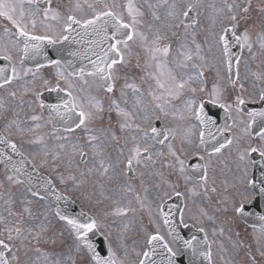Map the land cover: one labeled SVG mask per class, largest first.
Segmentation results:
<instances>
[{"label": "snow or ice", "instance_id": "1", "mask_svg": "<svg viewBox=\"0 0 264 264\" xmlns=\"http://www.w3.org/2000/svg\"><path fill=\"white\" fill-rule=\"evenodd\" d=\"M27 3L30 9L26 12L24 4ZM46 7L42 9L37 7L39 0H0V17L6 18L15 26V32H10L5 28L4 33L7 37L3 47H0V59L9 62L6 67H0V89H6L14 81H19L24 76L32 75L33 80L37 78V72L44 65L37 64L36 71L31 68H23L16 66L14 56L19 60L20 65H23L28 58L43 56L47 61V66L55 69L49 79L41 77L42 85L58 93H64L66 99L61 104L50 106L56 109V116L61 121H69V125L65 127L67 133H73L79 129L86 133L83 142L71 143L66 145L61 143L58 145L60 150L69 149L68 166L71 167L75 157L79 156L80 163L89 164L91 158L92 164L84 171H80L79 175L70 174L68 179L73 181L74 190L81 188L86 184L87 177L96 175L97 183L101 188L103 195L104 179L112 180L116 175L123 177L124 170L135 172L133 165L137 167L147 168L149 163L155 165L157 160H153L152 147L147 143L149 133L143 132L140 140L135 135L131 137L133 141L132 147L128 149V155L123 160H118L113 163L106 153L105 139L110 138L112 141L117 140L116 133L110 128L101 130L90 127L95 121L101 120L105 112L104 100L98 96L92 95L90 92L85 93V90L78 86L77 81L89 88L95 84L97 91H103L108 94V111H115L119 121V128L123 130H131L133 125L130 120L135 119V114L121 107L118 99H114L117 83L123 79V84L120 86V97L127 104V95L129 90L136 97L134 107L143 103L142 85L136 82V77L130 75L129 72H123V68L131 67V60L128 58L131 54L130 42L137 44L145 53L147 59L143 66L144 75L140 80L147 83L149 80L153 84H149L148 95L152 97L155 104V110L161 116L166 117L168 112L165 110V97H179L185 90L189 91L192 96L185 100L184 107L187 115L181 114L180 119L194 118L198 125L203 127L199 131V144H206V137L216 140V135L223 136L225 132L229 134L237 125V121L233 120L232 125L216 128V134L209 130V126H215V121L205 112V101L198 99L196 94L206 91L204 87H192V83L204 84L203 69L208 67L206 56L203 54L201 43L197 42L196 30L199 27V21L193 20L191 27L193 29L191 36L188 35V25L184 21L196 9L197 3L194 0H189L186 6L176 2V0H163L159 4H148L149 9L164 8V14L160 15L157 11H152L151 21H145V13L141 10L134 0H127L124 5L116 2V0H75L71 4L67 12L62 13L59 9L52 7V0H45ZM123 8L124 11H121ZM87 9V11H85ZM179 9V11H178ZM253 7L252 0H243L237 3L236 0H222V6L214 8L217 19L212 21V29L205 33L204 43L208 45V50L213 48L218 50L216 57V79L208 90V98L213 105H219L224 109L226 114L231 118L232 114H240L243 112L242 106L246 104L243 94L247 91L244 83L240 79L241 57L234 55L232 52V42L229 39V34L236 45L241 49H247L250 59L257 58V52L254 48L257 46L260 49V54L264 55V24L260 33L257 34V39L254 41L252 33L248 27L240 29L241 21L245 24L252 18ZM126 12V16H125ZM259 17L264 22V0H260L258 7ZM183 17L184 19H181ZM27 18V22H26ZM43 27V33L37 34V20ZM51 22H56V27ZM29 23L31 28L29 29ZM217 24L219 26H217ZM185 28V39L179 42L176 49L175 58L172 61L174 68L168 67V58L172 52V45L168 43V33L176 36L177 32L173 29H179L181 26ZM239 32V35L237 34ZM59 46L56 48V56L58 58H50L49 54L44 51V45ZM79 45V47H76ZM191 45V46H189ZM65 53L67 56H65ZM77 61H80V66L77 67ZM83 61H87L84 64ZM247 65V62H245ZM264 63V62H262ZM189 66L196 69L195 76H189L187 79L182 74H177V70L181 73L188 69ZM135 68L140 69L139 59ZM10 69V72H9ZM149 69H153L149 71ZM223 73V74H222ZM257 80L264 81V70L258 71L255 74ZM88 78H91V82ZM232 89L239 87V91L235 92L234 99L226 97L227 88ZM24 93H32L36 102L41 100V93L34 88L24 87ZM8 97L15 98L17 92L9 90ZM259 100L264 102V89L259 90ZM44 107L42 103L39 104ZM5 111V104L0 103V115ZM250 120L248 122L240 121L243 124L242 128H237L239 136L233 135L232 138L225 137L224 143L210 145L212 151L209 156L220 154L222 149L232 146L234 143L237 146L238 167L240 168V177L237 183L232 185L236 189L235 194L228 200L220 203H228L231 207L217 209V211L228 212L233 215L244 217L248 211V205L264 200V174L259 180L248 178L246 157L250 152L260 151L259 148L242 146V141L250 138L253 134V124L257 117L264 118V111H252L248 113ZM144 121L150 124L149 115H142ZM41 117L38 115L31 116L32 121H38ZM159 120L160 116H155ZM16 124L13 120L6 125L11 135L12 125ZM39 127V124L36 125ZM17 127H19L17 125ZM137 131H142L140 124L135 125ZM23 131L22 129L20 130ZM151 139L160 145L167 143V155L171 157L167 167L170 170V175L175 174L177 181L171 182L165 178L161 172H151L150 176L160 178L162 185H168L174 195L180 196L182 193L178 190L179 181L182 179L185 184V189L190 196L198 194L200 189L206 193L209 191L207 187L208 172L205 168L203 175L199 176L198 180L186 174L184 167L183 153L175 149L170 140L175 139L172 130H166V134L161 133L157 127H150ZM163 135V139L159 137ZM259 141L264 142V127L256 133ZM57 140L67 141V136H56ZM191 142V141H189ZM0 144L6 148H10L12 153L19 155L20 159L14 161L11 155L5 156L3 161L5 167H11L12 175L7 176V180L12 184L23 183L19 176L24 175L31 179V172L28 171L29 166L33 171L38 170V167L49 165L47 159L48 153L41 157L39 161L33 156L29 159L24 152L20 151L17 142L6 135H0ZM118 155H123V150ZM157 158L165 156L164 152L155 153ZM264 155V152L261 153ZM53 161L61 160L60 152L52 153ZM203 159V157H201ZM123 165V169L120 165ZM58 166V165H57ZM242 166V167H241ZM140 179V185L143 187L145 173L137 174ZM59 182L65 184V178L60 176ZM46 183L52 187V194L57 202L64 201L65 204L72 202L73 197L66 195L64 192L56 188L52 180H47ZM191 185V186H189ZM159 190L160 185L156 186ZM31 192L32 189L28 188ZM147 192V189H144ZM211 191L215 192L213 187ZM134 192L133 186L129 183L126 186V193ZM163 197H169L168 191H163L161 199L157 205V213L154 215L151 208V203L145 204L146 197H141L136 193L135 200L146 207L151 223L154 225V231L145 229V240L143 245H140L139 250L133 247L131 251L124 244L125 233L118 234V239L115 241L116 247L113 246L114 241L112 234L107 235L101 231V219L91 212L81 211L79 216L69 214L59 205L56 206L54 212L55 217L63 222L64 229L68 234L70 244L65 246L64 251L54 253L55 259L45 261V264H178V257L185 252H191L192 257L197 255L203 256L205 260L212 264V243L209 240L208 230L203 226L204 219L214 221L213 216H209L207 211L201 208L198 222L202 225L198 228V232L203 234V240L197 235L187 237L182 234L181 225L183 228H188L189 224L185 222L183 210L179 212L177 220L175 214L169 210L165 212L163 205L165 203ZM88 198L87 196L85 197ZM6 204H11V200L5 201ZM99 203V201H97ZM258 208V203L255 204ZM130 209L117 207L115 214H126ZM135 211V209H131ZM25 212L31 215L29 209L25 208ZM9 216L15 215L9 211ZM257 215L259 221L264 222V213H252ZM107 215V214H106ZM0 217V222L3 221ZM157 221H160L159 223ZM23 221H17L14 224H5L3 229H0V264H32L30 258L21 261L19 252L21 248L25 249V257H27L28 244L32 240L39 243L42 239L47 242L48 228L41 224L38 229L33 227H21ZM166 229L165 234H161V227ZM223 227L219 228V232L223 233ZM264 232V227L261 229ZM126 232V229H125ZM99 234L104 242H107L106 249L101 247L100 242L93 239ZM217 234V228H212L213 237ZM63 235V233H61ZM170 237L166 239L165 236ZM16 241H20L19 244ZM27 242V243H25ZM53 244L55 240L51 241ZM204 246L205 250L201 251ZM40 252V249H36ZM106 251V255L104 252ZM123 255H120V252ZM47 256V254H44ZM260 256L264 257V251L260 252ZM189 264H194L190 259Z\"/></svg>", "mask_w": 264, "mask_h": 264}, {"label": "rangeland", "instance_id": "2", "mask_svg": "<svg viewBox=\"0 0 264 264\" xmlns=\"http://www.w3.org/2000/svg\"><path fill=\"white\" fill-rule=\"evenodd\" d=\"M109 2H111V0H109ZM116 2L121 4V5H124L127 2V0H116ZM134 2L139 7H141V10L145 13L144 20L146 22L147 21H151V19H152V11H154V10L157 11V13L160 14V15L164 14L165 10H164L163 7H160L158 9H149L148 8V4H154V5L155 4H159V3H162L163 0H134ZM169 2H171V0H169ZM176 2L181 4V5L186 6L187 3L189 2V0H176ZM194 2L197 3L196 9L193 11L194 14H195V20L199 21V27L196 30L197 42L202 44L203 54L206 56L207 64H208V67H205L203 69V72H204V75H205L204 81H205V83L206 82H208V83L211 82V86H212L213 81L216 79V67H215V64H216V57H217L218 50L216 48H213L212 51L208 50V45L206 43H204V35H205V33L207 31L213 30L212 29V21L214 19H217L215 11H214V8L221 7L222 6V0H194ZM121 11H124L123 8L121 9ZM178 11H179V9H178ZM125 16H126V12H125ZM181 19H182V17H181ZM187 25H188L187 31H188V35L190 37L191 34H192L193 29L191 27V23L187 24ZM173 31H176L177 35L176 36H172L171 32H169L168 33V41H167L168 43H171V45H172V52H171V54H170V56L168 58V61H169L168 67H171V68H174V64L172 63V61L175 58L176 49H177V47L179 45V42H181V41H183L185 39V36H184L185 28H184L183 25L179 29H173ZM189 46H191V45H189ZM130 47H131V54H130V56L128 58L131 60V67L123 68L121 70V75H123V72H129L130 75H133V76L136 77V82L138 84L142 85V90H143V93H144L143 97H142L143 103L141 105H139V106L134 107V101L136 100V97L129 90L128 95L126 97L128 108L126 106H124L125 103L123 102V99H121L120 91H119L120 86L123 84V79H121L117 83V85H116V93H115V96L113 98L118 99L120 101L122 108H125L127 111L132 112V113L135 114V119L132 122L131 121H129V122L130 123L135 122V124H133L132 129H133V133H136L135 130H134V126L136 124H140L141 125L142 120H143L141 117H142V115H146L145 112H146L147 109H149L148 105H147V102L152 100V97L149 98V100H147V94H148L149 84H153V81L149 80L147 83H144V82H142L140 80V77H142L144 75L143 66L145 64V60L147 59V57H146L144 51L137 44L130 42ZM137 59H139V63L141 65L140 69L135 68V65L137 63ZM194 70H195L194 68L189 66L188 69H185V70H183L182 73L181 72L180 73L184 76L185 79H187L190 76V74L192 76H195ZM149 71H151V69H149ZM177 71H179V70H177ZM202 85L203 84H200V83H195V85L191 84L192 87H197V86L201 87ZM91 90L95 91L97 89L94 86V89H91ZM208 90H210V89L207 88V91L204 93V95H202L203 97L208 96ZM85 92L89 93L90 91L88 89H86ZM191 96H192V94L189 91L185 90V92L181 95V98H180V96L179 97H172V98H169V97H165L164 98V102H165V105H166L165 106V110L168 111V115L165 117V119H166V121L168 123H169V119H172L171 123H172L173 128L178 126L180 116H181V114H183L185 112L184 102H185V100H187ZM165 100H167V101H165ZM178 102H180V104H181L179 109H177V108L174 109L175 104L178 103ZM173 103H175V104L173 105ZM153 108L155 109V107H153ZM174 118H176V120ZM120 120L121 119H119V121ZM27 125L29 126L30 124H27ZM177 130H179V133H178L179 136H178V139L175 142V145H176L175 149L178 151V154H179L185 148V145H180V149H179V144H180V142L183 140V138L185 136L180 134V127ZM127 132L130 133V130H127ZM61 157L62 158L65 157L68 160V153L65 156L62 155ZM43 170H45L48 174H52V173L56 174L57 172H62V171H60V169H56V168H53V167H48V168H45V169L43 168ZM80 171H83V170L82 169L81 170H75V171H72V173L78 176ZM68 172H69L68 170L65 171V174L68 175ZM66 181H68V178H67V180H65V186L68 187V183ZM5 182H7V181H5ZM9 183L10 182H7V186H4L5 185L4 183H2L1 185H3L4 188H7L9 186ZM11 185H12L11 190H13V194H17L16 193V188H14L16 186H14L12 183H11ZM7 196L8 197L6 198V200L7 201L11 200V204L10 205L11 206L15 205L17 207V209H19L20 208V204L19 203L16 204L17 203V198H15L14 195H11V194H7ZM27 200H28V198H27ZM29 203H30V201L28 200V205H30ZM43 208L47 211V209H46L47 207H46L45 204H42V205L38 206L39 210H42ZM28 209H31V208H28ZM11 212L13 213L14 211L11 209ZM10 220H11V218H7L8 222ZM50 224H52V222ZM33 227L36 228V229L39 228L37 226H33ZM57 229H59L60 232L65 234L64 226L55 225V228L53 230V234L55 236V238H54L55 244L60 243V242H57V239L60 238ZM32 241H34V240H32ZM32 241H31V243H33ZM41 241L45 242L43 239ZM25 243H27V242H25ZM120 255L121 256L123 255L122 251L120 252Z\"/></svg>", "mask_w": 264, "mask_h": 264}]
</instances>
